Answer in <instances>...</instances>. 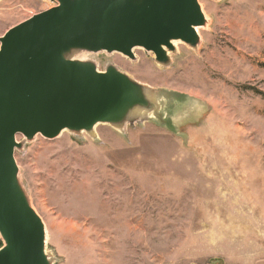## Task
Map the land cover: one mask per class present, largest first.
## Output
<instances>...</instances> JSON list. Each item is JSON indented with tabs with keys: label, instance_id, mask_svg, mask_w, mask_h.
<instances>
[{
	"label": "rangeland",
	"instance_id": "obj_1",
	"mask_svg": "<svg viewBox=\"0 0 264 264\" xmlns=\"http://www.w3.org/2000/svg\"><path fill=\"white\" fill-rule=\"evenodd\" d=\"M198 2L200 42L176 44L166 67L139 49L83 56L153 90L155 116L17 136L51 264H264V0ZM54 6L0 0V37Z\"/></svg>",
	"mask_w": 264,
	"mask_h": 264
},
{
	"label": "water",
	"instance_id": "obj_2",
	"mask_svg": "<svg viewBox=\"0 0 264 264\" xmlns=\"http://www.w3.org/2000/svg\"><path fill=\"white\" fill-rule=\"evenodd\" d=\"M53 1L0 37V264H51L44 224L18 179L17 136L121 130L159 109L153 90L112 65L100 72L83 56L133 60L139 49L166 67L174 43L197 48L207 25L198 0Z\"/></svg>",
	"mask_w": 264,
	"mask_h": 264
},
{
	"label": "bare ground",
	"instance_id": "obj_3",
	"mask_svg": "<svg viewBox=\"0 0 264 264\" xmlns=\"http://www.w3.org/2000/svg\"><path fill=\"white\" fill-rule=\"evenodd\" d=\"M174 44H178V43H174ZM80 59V58H79Z\"/></svg>",
	"mask_w": 264,
	"mask_h": 264
}]
</instances>
